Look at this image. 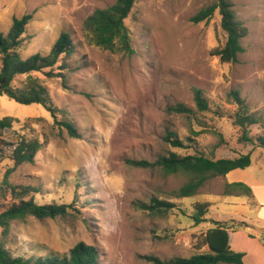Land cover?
Instances as JSON below:
<instances>
[{
  "label": "rangeland",
  "instance_id": "1",
  "mask_svg": "<svg viewBox=\"0 0 264 264\" xmlns=\"http://www.w3.org/2000/svg\"><path fill=\"white\" fill-rule=\"evenodd\" d=\"M115 0H0V32L12 17L32 14L23 58L47 53L61 31H68L75 52L67 69H49L19 75L15 87L28 78L45 86L59 108L58 121H72L80 138L70 137L54 124L40 104H22L0 95V118L11 117L0 128V185L7 175L12 184L37 189L39 203H67L68 213L54 219L27 216L13 221L5 246L14 256L66 253L78 242L92 244L100 264H152L149 257H188L205 250L198 239L210 227L209 219H236L250 224L237 229L233 251L244 254V264H264V148L256 137L264 135V0H232L238 18L248 28L244 52L235 62H221L211 54L225 35L216 11L208 21L190 17L212 0H135L124 23L133 52H108L94 45L85 30L86 19ZM62 72V76L55 73ZM65 77V87L63 78ZM199 88L208 109L196 111L194 89ZM238 91L249 112L260 122L249 126L254 144L240 139L234 124ZM177 102L194 109L192 115L167 111ZM176 132L186 148H174L163 137ZM39 139L32 163L7 173L14 145L21 139ZM175 151L201 152L212 158L250 153L251 163L229 172L252 188L251 196L223 194L224 176L208 179L191 197H173L184 174H164L155 166L138 167L127 159L154 162ZM223 182V183H222ZM151 197L176 204L166 212L142 209ZM14 199L0 194V210ZM196 202L210 203L208 221L194 225ZM250 235H253L251 237ZM1 237V228H0ZM226 264V263H218Z\"/></svg>",
  "mask_w": 264,
  "mask_h": 264
},
{
  "label": "trees",
  "instance_id": "2",
  "mask_svg": "<svg viewBox=\"0 0 264 264\" xmlns=\"http://www.w3.org/2000/svg\"><path fill=\"white\" fill-rule=\"evenodd\" d=\"M135 0H115L114 3L104 8L96 9L85 21V30L89 34L90 41L101 50L108 52L122 51L132 53L128 29L124 23L131 11ZM232 0H212L211 3L200 8L190 17L192 23L208 21L217 11L220 15V28L225 35L222 46H216L211 54L217 56L221 62H235L238 54L244 52L242 39L248 34V28L238 18L233 9ZM32 19V14H23L12 17V22L6 33L0 32V95L15 100L22 104H40L51 115L54 124L62 126L67 134L73 138H80L76 125L69 120L58 121L57 114L60 111L54 104L48 90L36 79L28 78L20 87L12 83L19 75H29L32 72H45L46 75L53 74L52 69L57 67L61 70L67 69V59L75 52V44L68 31H61L47 53L36 52L23 58L20 49L26 39V28ZM62 76V72L55 73ZM63 77V76H62ZM65 77L63 84L65 87ZM232 100L237 105L234 118L241 131L240 139L254 144L252 137L248 134L249 126L258 124L259 118L249 112L247 103L242 99L238 91H231ZM194 103L196 111L208 109V103L199 88L194 89ZM167 111L177 114L192 115L194 109L185 103L177 102L167 106ZM13 119L9 116L0 118V128H8ZM164 141L174 148H186L187 146L180 136L171 130H167L163 137ZM257 146L264 148V135L256 137ZM39 139L21 138L13 147L9 159L12 161L7 173L12 172L23 163H32L36 152L40 149ZM2 148H0V154ZM3 161L0 156V163ZM127 163L138 167L155 166L160 168L164 174H184L187 180L172 192L173 197L186 198L197 193L204 183L213 177L224 176L235 169H244L251 163L250 153L239 154L235 157L212 158L201 152L185 153L183 155L170 151L159 155L154 162L147 160L127 159ZM37 192L31 185L12 184L7 181V175L0 185V194H10L14 199L11 203L0 210V264H100V253L96 246L78 242L66 253H47L45 255H31L29 257L14 256L6 248V236L13 221L23 220L32 216L40 221L47 218L54 219L68 213L69 203H39L34 198ZM223 194L251 196V188L243 182L225 184ZM141 208L150 211L166 212L176 206L175 203L151 197L147 202H140ZM210 210V203L196 202L193 205L191 219L194 225L208 221L206 215ZM198 239L199 247L205 250L192 254L188 257L174 256L161 259L156 256L149 257L152 264H244L241 252L231 249V241L234 232L240 228L249 227L245 221L214 220ZM253 237V235H250ZM264 246V234L259 238Z\"/></svg>",
  "mask_w": 264,
  "mask_h": 264
},
{
  "label": "crops",
  "instance_id": "3",
  "mask_svg": "<svg viewBox=\"0 0 264 264\" xmlns=\"http://www.w3.org/2000/svg\"><path fill=\"white\" fill-rule=\"evenodd\" d=\"M228 174H229V173H227V174L224 175V178H225V180H226V181L224 182L225 184H230V183H233V182H241L240 179H235V178L227 179L226 176H227ZM217 177H220V176H217ZM222 183H223V182H222ZM243 183H244V182H243ZM225 184H224V185H225ZM246 185H247V184H246ZM248 186H249V185H248ZM249 187H250V186H249ZM250 188H251V187H250ZM251 190H252V188H251ZM211 206H212V204H211ZM211 206H210V207H211ZM227 220H229V219H227ZM234 220H236V219H234ZM237 221H240V220H237ZM246 223H247V222H246ZM247 224L250 226L249 223H247ZM246 228H248V227H246ZM246 228H244V229H246ZM234 233H235V232H234ZM233 237H234V235H233ZM232 240H233V239H232ZM231 243H232V241H231ZM231 243H230V244H231ZM261 245H262V244H261ZM231 249H232V248H231Z\"/></svg>",
  "mask_w": 264,
  "mask_h": 264
}]
</instances>
